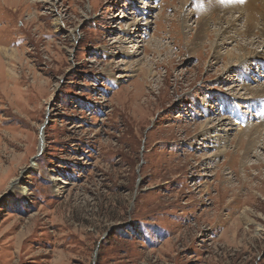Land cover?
<instances>
[{
	"label": "rangeland",
	"instance_id": "rangeland-1",
	"mask_svg": "<svg viewBox=\"0 0 264 264\" xmlns=\"http://www.w3.org/2000/svg\"><path fill=\"white\" fill-rule=\"evenodd\" d=\"M214 1L0 0V264H264V0Z\"/></svg>",
	"mask_w": 264,
	"mask_h": 264
},
{
	"label": "bare ground",
	"instance_id": "bare-ground-1",
	"mask_svg": "<svg viewBox=\"0 0 264 264\" xmlns=\"http://www.w3.org/2000/svg\"><path fill=\"white\" fill-rule=\"evenodd\" d=\"M184 1H186V0H184ZM235 1H237V0H234V2L232 1V0H221V1H218V0H215L214 2H212V3H209V5H208V8H210L212 5H214V6H216V4L217 3H225L226 5H225V7H226V9L224 10L225 12H226V10H230V9H232L233 7V5L230 7V5H231V3H235ZM239 1V0H238ZM242 1V0H241ZM250 1V0H249ZM217 2V3H216ZM240 2V1H239ZM243 2H247V0H243ZM216 3V4H215ZM249 3V2H248ZM235 4H240V3H235ZM223 5V4H222ZM221 6V5H220ZM224 6V5H223ZM222 6V7H223ZM238 6H240V5H238ZM245 6V5H244ZM221 7V9L220 10H222L223 8ZM230 7V8H229ZM235 8H237V6H234ZM242 7V6H241ZM218 7H214V10L215 9H217ZM240 8V7H239ZM234 9V8H233ZM219 10V9H218ZM240 10H242V9H240ZM207 11H209V10H207ZM223 11V10H222ZM223 11V12H224ZM243 13V12H242ZM245 13V12H244ZM243 13V14H244ZM248 15V14H247ZM247 15H246V17H247ZM224 16V15H223ZM221 19V18H220ZM247 19H248V17H247ZM261 22H262V31L260 32V34H261V37L263 38V40H264V18H262L261 19ZM203 23V22H202ZM261 24V23H260ZM198 25H199V23H198ZM202 26V25H201ZM253 27L254 26H252V22H248V25L246 26V29H245V36H250V35H252V33H254V31H253ZM198 28V27H197ZM200 28V27H199ZM202 28V27H201ZM223 31V30H222ZM220 34V33H219ZM222 34H224V31L222 32ZM241 48V47H240ZM252 55V54H254V53H252V52H248V53H246V54H244L243 56H242V58H240V59H238V60H236V62L237 63H240L241 61H243L247 56H249V55ZM252 57V56H251ZM239 58V57H238ZM249 90V89H248ZM256 90V89H255ZM262 90V92H264V89H261ZM250 91V90H249ZM258 92V91H257ZM258 93H260V92H258ZM264 93H262L261 95H263ZM260 96V95H259ZM264 96V95H263ZM254 144V143H253ZM40 147H42V143H40Z\"/></svg>",
	"mask_w": 264,
	"mask_h": 264
}]
</instances>
